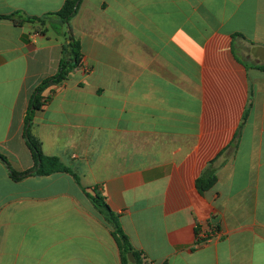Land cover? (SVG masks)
Wrapping results in <instances>:
<instances>
[{"label": "crops", "instance_id": "crops-1", "mask_svg": "<svg viewBox=\"0 0 264 264\" xmlns=\"http://www.w3.org/2000/svg\"><path fill=\"white\" fill-rule=\"evenodd\" d=\"M66 1L0 0V16ZM70 26L82 65L30 134L72 173L14 181L35 167L26 115L64 42L0 21V264H122L94 189L153 264H264V0H83ZM210 226L220 238L200 240Z\"/></svg>", "mask_w": 264, "mask_h": 264}, {"label": "trees", "instance_id": "trees-1", "mask_svg": "<svg viewBox=\"0 0 264 264\" xmlns=\"http://www.w3.org/2000/svg\"><path fill=\"white\" fill-rule=\"evenodd\" d=\"M82 1L83 0H67L60 11L47 14L42 18L31 17L20 11L14 12L10 15L0 16V21H11L18 27H22L25 24H30L43 28L46 27L48 23H50L51 28L54 29L59 36L64 35L67 37L68 41L67 44L62 46V58L60 60L57 73L54 76L44 80L35 89L27 111L24 137L30 151L35 158V167L33 170L23 173L15 172L9 168L10 178L14 181H21L22 179L32 175L44 176L57 172L72 173L61 163L58 158L47 157L43 154L41 144L30 134V127L36 112L42 110L43 107L47 105V100H44L42 96L43 92L51 85L63 83L75 69L81 67L82 65L81 47L80 44L75 40L70 26V22L76 15L78 7ZM57 26L60 28H57ZM64 28L67 29L66 33H62L61 29ZM47 32V29L42 31L43 34H46ZM248 113L249 111L247 109L239 132L231 146H235L245 122L247 121ZM0 159L9 167L8 161L5 157L0 155ZM216 181V172L212 162L196 180V188L198 192L203 195L214 187ZM90 199L96 211L106 221L111 229L112 236L115 239L120 252L122 264H131L128 260V255L130 253L134 256L136 261L135 264H153V262H151L143 252L134 248L129 237L125 234L122 228L120 218L113 212L109 204L106 202L104 196H102L97 189H94V195L91 196Z\"/></svg>", "mask_w": 264, "mask_h": 264}, {"label": "rangeland", "instance_id": "rangeland-1", "mask_svg": "<svg viewBox=\"0 0 264 264\" xmlns=\"http://www.w3.org/2000/svg\"><path fill=\"white\" fill-rule=\"evenodd\" d=\"M57 28H60V27L57 26ZM41 29H42V30L47 29V30H48L47 33H49L48 35H51V36L54 35L56 38H59V37H60V39L64 42V44L67 43V37H65L64 35L59 36V35L56 33V31H55L54 29L51 28L50 23H48V25H47L46 27H43V28H41ZM61 30H62V33H66V32H67V29H66V28L61 29ZM64 44H63V45H64ZM243 51H245V54H243V58H244L245 61H247L248 63H256V60H253L252 58L249 57L250 52H249V48H248L247 46H245V47L243 48Z\"/></svg>", "mask_w": 264, "mask_h": 264}, {"label": "built area", "instance_id": "built-area-1", "mask_svg": "<svg viewBox=\"0 0 264 264\" xmlns=\"http://www.w3.org/2000/svg\"><path fill=\"white\" fill-rule=\"evenodd\" d=\"M221 236L220 229L217 226H210L209 230H203L199 233V239L206 242H213Z\"/></svg>", "mask_w": 264, "mask_h": 264}, {"label": "water", "instance_id": "water-1", "mask_svg": "<svg viewBox=\"0 0 264 264\" xmlns=\"http://www.w3.org/2000/svg\"><path fill=\"white\" fill-rule=\"evenodd\" d=\"M261 51L264 52V50H261ZM261 58L264 59V56H262ZM128 260H129V262H130L131 264H135V263H136V261H135V259H134V256H133V254H131V253L128 255Z\"/></svg>", "mask_w": 264, "mask_h": 264}]
</instances>
